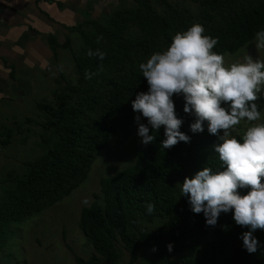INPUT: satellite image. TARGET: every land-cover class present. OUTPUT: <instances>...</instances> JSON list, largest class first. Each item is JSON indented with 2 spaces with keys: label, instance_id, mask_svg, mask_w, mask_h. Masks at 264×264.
Listing matches in <instances>:
<instances>
[{
  "label": "trees",
  "instance_id": "1",
  "mask_svg": "<svg viewBox=\"0 0 264 264\" xmlns=\"http://www.w3.org/2000/svg\"><path fill=\"white\" fill-rule=\"evenodd\" d=\"M40 1L63 7L59 0H36ZM160 1L167 6L163 12L144 3L147 9L117 10L108 23L92 21L93 34L76 27L85 42L82 51L73 52L78 81L66 82L57 105L38 104L55 138L44 137L47 151L27 162L26 173L10 177L14 187L0 198V228L40 213L85 181L110 138L136 115L132 108L136 95L148 91L139 64L164 51L177 32L199 23L205 35L218 38L213 51L223 55L237 52L264 29V0H194L196 11ZM132 26L141 30L137 39L127 36ZM98 37H102L99 43ZM89 49L104 51L106 58H90ZM86 71L98 75L86 79ZM259 101L264 107V98ZM184 103L183 96L174 101L183 121L180 131L191 137L190 142L163 149L164 126L155 132L149 126L155 141L140 148L133 164L101 178L100 193L82 208L80 216V227L93 252L88 258L75 254L77 264H122L121 249L129 253L128 264L140 259L148 264H264V230L253 232L260 247L249 254L241 238L249 229L237 225L231 211L221 213L215 227L206 226L203 213H194L182 195L185 177L203 167L213 172L226 167L214 151L220 141L209 134L207 122L203 132L190 131L195 116L184 112ZM239 191L246 194L248 189ZM149 201L155 204L152 214L145 208ZM158 219L162 220L159 227L148 228Z\"/></svg>",
  "mask_w": 264,
  "mask_h": 264
},
{
  "label": "rangeland",
  "instance_id": "2",
  "mask_svg": "<svg viewBox=\"0 0 264 264\" xmlns=\"http://www.w3.org/2000/svg\"><path fill=\"white\" fill-rule=\"evenodd\" d=\"M50 17V27L41 32L32 25L23 33V39L31 41L30 47L19 39L16 26L0 22V198L14 187L13 175L26 173L27 162L47 151L44 137L55 135L47 129L45 113L40 102L58 104V95L67 81L77 82L78 74L73 52L82 51L84 37L76 29L93 34L92 21L108 23L117 10L137 11L148 3L156 11L163 12L166 4L160 0H59ZM172 6L197 10L194 0H170ZM53 11V9H50ZM141 30L132 26L127 36L137 39ZM69 41V43L67 42ZM255 38L237 52L223 54L225 65L242 63L247 56L264 61V48H257ZM50 55L43 59V49ZM55 52V53H54ZM33 61V63L31 62ZM31 62V63H30ZM182 96V95H180ZM173 96V101L177 99ZM261 119L255 122L241 121L232 131L239 136L251 124L263 123L264 107L257 101ZM138 113H136L137 115ZM135 115V116H136ZM135 116L126 120L108 145L99 153L88 177L70 195L22 221H9L0 228V264H77L75 254L88 258L93 247L80 227L81 210L95 201L100 193V181L105 176L133 164L144 144L138 136ZM141 122L147 124L141 114ZM87 200V204L84 202ZM162 224L158 219L147 224L155 229ZM122 250V264H128L129 253ZM178 258L174 256L173 259ZM136 264H148L140 259Z\"/></svg>",
  "mask_w": 264,
  "mask_h": 264
},
{
  "label": "clouds",
  "instance_id": "3",
  "mask_svg": "<svg viewBox=\"0 0 264 264\" xmlns=\"http://www.w3.org/2000/svg\"><path fill=\"white\" fill-rule=\"evenodd\" d=\"M204 33V27L194 23L186 31L177 32L164 51L151 54L139 64L149 88L132 101L133 111L138 113L137 134L141 143L148 145L155 141L149 126L153 132L164 126L166 139L160 142L163 149L190 142L191 137L180 131L183 121L173 101L174 95L183 96L184 112L195 116L190 131L203 132L207 122L209 134L220 141L214 151L226 167L216 172L203 167L185 177L182 195L194 213H203L206 226L215 227L220 214L231 211L235 223L249 229L241 238L243 247L253 254L260 247L253 232L264 230V123L251 124L241 138L232 131L241 121L261 119L257 101L264 98V61L247 56L242 63L226 66L224 57L213 51L218 38ZM254 42L257 48H264V29L255 34ZM87 55L100 61L106 58L100 49H89ZM95 75L98 73L85 72L86 79ZM141 114L147 124L141 122ZM240 189L248 191L241 194ZM84 202L87 204V200ZM145 208L152 214L155 204L146 202ZM167 248L171 252L172 244Z\"/></svg>",
  "mask_w": 264,
  "mask_h": 264
},
{
  "label": "crops",
  "instance_id": "4",
  "mask_svg": "<svg viewBox=\"0 0 264 264\" xmlns=\"http://www.w3.org/2000/svg\"><path fill=\"white\" fill-rule=\"evenodd\" d=\"M53 3L47 1H40L39 3L36 0H0V22L5 21L7 26H16V39L21 42H26V44H20L22 49L24 47H30L31 41L23 39V33L27 31L28 26L32 25L36 27L41 32H44L45 29L50 27V17L54 16L57 7L51 5ZM56 4V3H55ZM57 5V4H56ZM58 6V5H57ZM50 9H53L51 11ZM0 36V41H1ZM43 59L50 55V50L48 48L43 49ZM33 63V61H31ZM30 62V63H31ZM0 61V68L2 66Z\"/></svg>",
  "mask_w": 264,
  "mask_h": 264
}]
</instances>
